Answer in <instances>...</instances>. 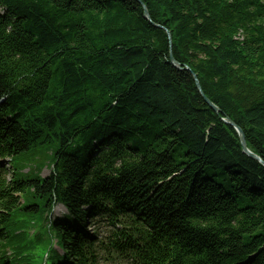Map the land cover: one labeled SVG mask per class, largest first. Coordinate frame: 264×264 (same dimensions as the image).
<instances>
[{
  "label": "trees",
  "instance_id": "trees-1",
  "mask_svg": "<svg viewBox=\"0 0 264 264\" xmlns=\"http://www.w3.org/2000/svg\"><path fill=\"white\" fill-rule=\"evenodd\" d=\"M227 117L264 160V0H0V264H264Z\"/></svg>",
  "mask_w": 264,
  "mask_h": 264
},
{
  "label": "rangeland",
  "instance_id": "rangeland-1",
  "mask_svg": "<svg viewBox=\"0 0 264 264\" xmlns=\"http://www.w3.org/2000/svg\"><path fill=\"white\" fill-rule=\"evenodd\" d=\"M50 173V168L48 167H45L44 170H42L41 172V176L42 177H45L47 176L48 174ZM67 213V210L62 207V206H57L53 212V218H57V217H60V216H63ZM107 223H105L103 221V219L101 218H96V219H89L88 220V230L90 232H96L97 234L100 233L99 235V238L100 239H103V240H106L107 236L110 235V232L111 230L113 229V227H109L106 225ZM107 241V240H106ZM106 246L107 245H104L102 248H101V252H102V255L104 257V259L102 260V263L101 264H121L119 263V261H109V260H106L108 258V256L110 255V251L106 250ZM56 248H58L57 246H55ZM62 252V251H61ZM112 259V258H110Z\"/></svg>",
  "mask_w": 264,
  "mask_h": 264
},
{
  "label": "water",
  "instance_id": "water-1",
  "mask_svg": "<svg viewBox=\"0 0 264 264\" xmlns=\"http://www.w3.org/2000/svg\"><path fill=\"white\" fill-rule=\"evenodd\" d=\"M144 10H145V16L150 19V14L146 8V6L144 5ZM168 34H169V37L171 38V34L170 32L168 31ZM171 62L178 68H182L181 64L172 56L171 57ZM193 76H194V79L196 81V84H197V87L198 89L202 92V94L204 95L206 101L208 102V104L216 111V112H220V108L215 105L210 99H208L205 94L203 93L202 91V87H201V84H200V81L197 77V75L195 73H193ZM223 120L228 123L229 125H232L238 132L239 134V137H240V140H241V144H242V147H243V150L245 153H247L249 156H251L252 158L258 160L259 162L263 163L264 164V160L258 156L256 153H254L252 150H250L247 146V141H246V137H245V134H244V131L237 125L235 124L230 118H223Z\"/></svg>",
  "mask_w": 264,
  "mask_h": 264
}]
</instances>
